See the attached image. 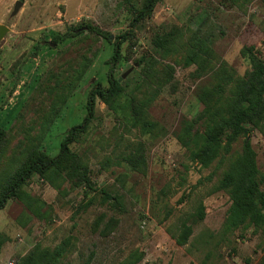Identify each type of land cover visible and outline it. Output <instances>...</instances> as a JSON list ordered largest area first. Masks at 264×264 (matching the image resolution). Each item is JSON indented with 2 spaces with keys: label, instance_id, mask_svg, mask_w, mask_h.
Here are the masks:
<instances>
[{
  "label": "rangeland",
  "instance_id": "rangeland-1",
  "mask_svg": "<svg viewBox=\"0 0 264 264\" xmlns=\"http://www.w3.org/2000/svg\"><path fill=\"white\" fill-rule=\"evenodd\" d=\"M22 6L10 18L14 4ZM120 0H0V25L8 28L0 40V126L14 130L13 142L25 130L36 135L51 102L44 87L60 68H66L91 41L78 45H55L52 38L70 26L91 22L111 34V40L123 33L128 16L119 7ZM172 27L199 31L218 59L242 76L250 70L244 47H254L264 60V0H162L151 18L135 29V47L125 44L122 50L130 60L117 67L114 76L137 71L134 59L144 51L154 53L151 39ZM112 46L104 42L102 50L87 74V81L76 91L66 109L55 120L44 140L51 156L59 149L68 129L81 124L86 114L87 92L95 83L106 85ZM195 67H175L174 79L163 87L148 108L150 119L162 131L143 135L127 129L99 103L96 119L87 135L71 149L86 154L94 185L111 193L117 204H102L95 193L85 197V190L64 184L58 192L37 176L24 189L45 202L44 218L29 215L22 203L9 200L0 210V231L8 237L0 251V264L25 256L33 247L54 249L66 239L70 251L60 264H120L133 260L137 264H257L264 254V241L252 229L237 230L227 237L221 234L231 204L228 195L215 191L228 167V157L240 153L242 138L232 146L231 155L218 158L208 168L189 161L175 134L182 122L192 120L202 109L196 97L197 87L207 83V76L194 79ZM120 82V83H121ZM204 85V84H203ZM17 94L13 96V92ZM19 116L15 120L17 113ZM15 121V122H14ZM260 172L264 173V137L250 133ZM144 144L147 163L144 173L132 171L119 162V155ZM107 157L110 166L103 168ZM88 201L93 203L80 210ZM204 217L193 222L197 209ZM113 219V222H109ZM182 223L192 226L184 246L175 243ZM105 224L109 227L106 230Z\"/></svg>",
  "mask_w": 264,
  "mask_h": 264
},
{
  "label": "trees",
  "instance_id": "trees-1",
  "mask_svg": "<svg viewBox=\"0 0 264 264\" xmlns=\"http://www.w3.org/2000/svg\"><path fill=\"white\" fill-rule=\"evenodd\" d=\"M161 1L120 0L119 7L128 16V25L113 41L110 33L91 22L70 26L63 34L56 33L53 36L52 43L55 45H78L88 40L92 45L74 57L65 69L60 68L49 77L55 79L53 85L44 87L51 107L36 135L29 132L31 129L25 130L21 133L23 137L14 143L10 135L14 124L7 129L0 126V210L9 200H17L29 215L36 218L46 216V211H43L45 202L32 197L24 189L33 176L58 192L63 190L64 184H68L71 189L85 190V197L95 193L102 204L112 202L114 207L117 199L94 185L86 154L72 150L71 146L78 144L82 136L88 134L91 123L96 119L99 103L104 104L127 131L135 129L143 135L152 136L157 128V132L162 131L150 119L148 108L160 90L174 79L175 67L193 66L194 79L208 78L207 83L201 84L196 90L202 109L192 120L182 122L175 134L176 139L188 152L189 161L204 169L218 158L231 155L232 146L238 139H243L240 153L227 158L228 167L215 187V191L225 192L231 201L221 234L227 237L237 230L252 229L264 241V173L257 166L256 153L249 139L252 131L264 137V60L255 48L242 49L241 55L248 59L250 70L239 76L233 68L218 59L209 41L199 31L186 32L182 28L172 27L152 37L154 53L144 51L134 59L137 71L129 81L120 83L114 76L116 68L130 60V56H125L126 50L123 51L122 46L125 44L130 50L135 47V29L152 17L156 5ZM225 1L237 5L240 2ZM104 42L112 46V55L106 61L107 84L95 83L90 87L86 114L81 124L67 130L58 152L51 156L43 144L45 137L76 91L86 83L87 74ZM119 156L117 164L122 162L132 171L144 173L147 163L144 144L137 143L133 150ZM109 166L110 158L107 157L103 168ZM92 203L88 201L80 210L87 209ZM203 217V208L200 207L193 215V222L201 221ZM109 222H113V219ZM105 226L107 230L109 224ZM179 231L175 243L184 246L192 234V226L182 223ZM8 240L0 231V251ZM70 245L69 239L52 250L36 245L25 256L13 261L15 264H60L70 251ZM141 257L139 253L133 260L120 264H137ZM257 264H264V254Z\"/></svg>",
  "mask_w": 264,
  "mask_h": 264
},
{
  "label": "water",
  "instance_id": "water-1",
  "mask_svg": "<svg viewBox=\"0 0 264 264\" xmlns=\"http://www.w3.org/2000/svg\"><path fill=\"white\" fill-rule=\"evenodd\" d=\"M21 6H22V3L20 1H17L14 4L13 10L10 14V18L17 15ZM7 31H8V28L6 26L0 25V40L4 37V35L7 33ZM132 70H133V68L131 67L127 71H125V73H123L122 76L118 79V82H121L123 79H125L132 72Z\"/></svg>",
  "mask_w": 264,
  "mask_h": 264
},
{
  "label": "built area",
  "instance_id": "built-area-1",
  "mask_svg": "<svg viewBox=\"0 0 264 264\" xmlns=\"http://www.w3.org/2000/svg\"><path fill=\"white\" fill-rule=\"evenodd\" d=\"M8 264H15L14 261H9Z\"/></svg>",
  "mask_w": 264,
  "mask_h": 264
},
{
  "label": "crops",
  "instance_id": "crops-1",
  "mask_svg": "<svg viewBox=\"0 0 264 264\" xmlns=\"http://www.w3.org/2000/svg\"><path fill=\"white\" fill-rule=\"evenodd\" d=\"M15 94H17V91H14V92H13V96H15Z\"/></svg>",
  "mask_w": 264,
  "mask_h": 264
}]
</instances>
